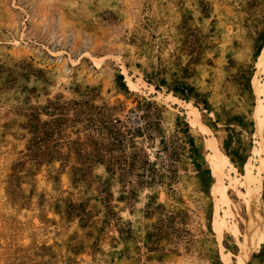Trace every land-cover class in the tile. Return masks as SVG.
<instances>
[{
  "label": "rangeland",
  "instance_id": "rangeland-1",
  "mask_svg": "<svg viewBox=\"0 0 264 264\" xmlns=\"http://www.w3.org/2000/svg\"><path fill=\"white\" fill-rule=\"evenodd\" d=\"M260 44L264 0H0V264H264Z\"/></svg>",
  "mask_w": 264,
  "mask_h": 264
},
{
  "label": "trees",
  "instance_id": "trees-1",
  "mask_svg": "<svg viewBox=\"0 0 264 264\" xmlns=\"http://www.w3.org/2000/svg\"><path fill=\"white\" fill-rule=\"evenodd\" d=\"M262 45H258L256 49V53L261 50ZM118 77L122 79V75L119 74ZM165 83V81H162ZM183 85L181 88V92H184ZM185 91L187 92H195V90L192 87H189L187 90L185 88ZM206 104V101L204 102ZM73 104H77L75 101ZM51 111L49 109H45V114L50 116L49 121H41L39 118V113L34 112L31 114V117L29 118L28 127L32 134V137L30 139V142L27 146V150L29 151V157L31 159L36 160L38 163H49L53 159L60 158L61 152L59 150V143H55V148H50L48 145V140L53 139V137L56 134H59L57 132V127L59 126V123H61L64 118L62 116L55 117V112H58L60 109H63L58 105L57 103H53V105L50 106ZM65 109V108H64ZM239 122L240 124L243 122L240 117ZM111 138L112 140H110ZM108 141L105 142V138H103L101 141H96L90 139L91 144L89 151H83L81 147H77V155L81 160V164L86 165L88 167H91L92 165L98 163V164H105L106 165V171L108 173H115L117 169L121 167V161L114 158L113 156L106 155L108 152H110V145L116 146L118 143L117 137L114 135H111V132H109V137H107ZM77 146H80L81 143H79L77 140H73ZM193 145V141L190 142ZM115 148V147H114ZM81 150V151H80ZM108 156V157H107ZM143 163H146L144 160ZM121 169V168H120ZM119 169V170H120Z\"/></svg>",
  "mask_w": 264,
  "mask_h": 264
},
{
  "label": "bare ground",
  "instance_id": "bare-ground-1",
  "mask_svg": "<svg viewBox=\"0 0 264 264\" xmlns=\"http://www.w3.org/2000/svg\"><path fill=\"white\" fill-rule=\"evenodd\" d=\"M257 57H258L257 65L259 67H262L264 65V46H263L262 50L260 51V53L258 54ZM262 129H264V125L263 124L260 126L259 130H262ZM263 233H264V230L263 229L261 230V228H260V220H259L258 216H256V217H254V219L252 220V222L249 225V236H250L251 239L255 238L254 244L249 246V247L246 246V245L243 246L241 248L242 251L240 252V254H242L241 257H245L246 258L252 253V250H254V248L259 245Z\"/></svg>",
  "mask_w": 264,
  "mask_h": 264
}]
</instances>
